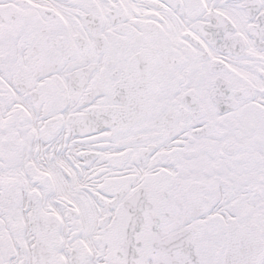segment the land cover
I'll return each mask as SVG.
<instances>
[{
	"label": "snow or ice",
	"instance_id": "obj_1",
	"mask_svg": "<svg viewBox=\"0 0 264 264\" xmlns=\"http://www.w3.org/2000/svg\"><path fill=\"white\" fill-rule=\"evenodd\" d=\"M0 264H264V0H0Z\"/></svg>",
	"mask_w": 264,
	"mask_h": 264
}]
</instances>
